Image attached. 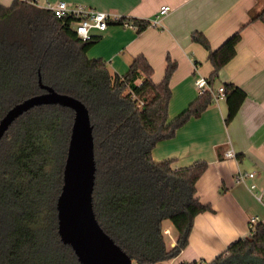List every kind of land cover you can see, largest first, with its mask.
Segmentation results:
<instances>
[{
	"label": "trees",
	"instance_id": "1",
	"mask_svg": "<svg viewBox=\"0 0 264 264\" xmlns=\"http://www.w3.org/2000/svg\"><path fill=\"white\" fill-rule=\"evenodd\" d=\"M253 20L264 24V9ZM133 23L137 32L149 25ZM190 39L207 51L210 85L235 56L240 33L215 50L200 32L191 33ZM95 42L93 37L79 40L67 20L30 0L0 5V120L16 104L46 92L39 80L81 102L92 127L96 221L131 264H168L187 246L195 217L212 212L195 190L207 164L174 169L173 160L153 161L152 150L199 117L212 98L209 93L199 96L169 121V79L175 63L167 60L157 84L143 56L136 57L124 75L112 76L104 61L87 57ZM223 90L228 124L245 93L232 84ZM73 116L70 108L57 104L34 106L0 139V264H81L57 233L56 201ZM165 221L176 232L173 246L164 241ZM179 264H264V224H255L252 233L208 262Z\"/></svg>",
	"mask_w": 264,
	"mask_h": 264
},
{
	"label": "crops",
	"instance_id": "2",
	"mask_svg": "<svg viewBox=\"0 0 264 264\" xmlns=\"http://www.w3.org/2000/svg\"><path fill=\"white\" fill-rule=\"evenodd\" d=\"M12 1L0 0V5L7 7ZM45 1L79 3L124 16L131 22L148 23L160 6H167L169 12L157 27L148 25L137 32L110 23L104 31L92 30L96 42L87 57L101 59L110 75L122 76L136 57L143 56L152 68L151 80L156 84L163 79L167 60L175 63L169 79V121L199 97L194 82L199 77L208 82L212 71L207 51L191 41V33H202L212 50L240 33L235 56L210 83L214 91L232 84L245 93L235 117L224 123L227 108L225 98H220L199 117L189 119L173 138L157 143L152 150L153 161L173 160L174 169L196 162L207 164L195 190L199 202L209 205L212 212L195 217L187 246L167 263L208 262L232 242L248 235L250 217L258 216L264 224V209L246 186L250 181L239 185L233 180L237 170L254 171L257 185L264 183V24L253 20L264 9V0H39ZM229 149L235 159L224 158ZM165 223L173 228L168 221L163 226ZM174 244L175 238L171 237L166 245Z\"/></svg>",
	"mask_w": 264,
	"mask_h": 264
},
{
	"label": "water",
	"instance_id": "3",
	"mask_svg": "<svg viewBox=\"0 0 264 264\" xmlns=\"http://www.w3.org/2000/svg\"><path fill=\"white\" fill-rule=\"evenodd\" d=\"M9 109L0 120V139L9 125L34 106L57 104L70 108L73 123L62 174V187L56 201L57 233L71 247L81 264H131L130 258L106 235L92 208L94 158L92 127L84 105L50 88ZM173 246V245H172Z\"/></svg>",
	"mask_w": 264,
	"mask_h": 264
},
{
	"label": "built area",
	"instance_id": "4",
	"mask_svg": "<svg viewBox=\"0 0 264 264\" xmlns=\"http://www.w3.org/2000/svg\"><path fill=\"white\" fill-rule=\"evenodd\" d=\"M30 2L34 6L52 13L57 19L67 20L70 29L74 32L75 36L83 42L92 38V30L99 32L104 31L110 23L119 24L123 28L137 29V25L124 16L97 11L83 4L69 3L65 1H45L40 3L39 0H30ZM168 12L169 8L167 6H160L149 25L153 27L160 25L161 19L166 16ZM194 85L199 96L209 93L211 95L212 102L214 103H216L220 98H225L223 87H219L216 91H214L204 78H197ZM235 157V153L231 149L224 152V158L235 159ZM255 178L256 173L254 171L243 172L237 170L233 176L235 184L246 185V182L250 181V183L246 185L247 189L252 194L255 201L264 209V183L261 186L257 185L254 181ZM257 223H259L258 216H252L249 218L248 234L253 232L254 225ZM163 235H169V230L167 228L163 229Z\"/></svg>",
	"mask_w": 264,
	"mask_h": 264
},
{
	"label": "rangeland",
	"instance_id": "5",
	"mask_svg": "<svg viewBox=\"0 0 264 264\" xmlns=\"http://www.w3.org/2000/svg\"><path fill=\"white\" fill-rule=\"evenodd\" d=\"M253 213H254V211H250V214H253ZM164 226L170 230V234L164 236V241L167 244L169 242V240L171 239V237L176 238V232L168 223H165ZM201 261H205V260H201Z\"/></svg>",
	"mask_w": 264,
	"mask_h": 264
}]
</instances>
